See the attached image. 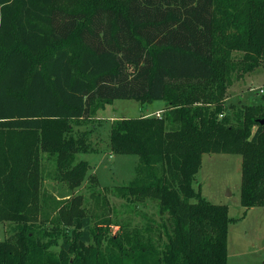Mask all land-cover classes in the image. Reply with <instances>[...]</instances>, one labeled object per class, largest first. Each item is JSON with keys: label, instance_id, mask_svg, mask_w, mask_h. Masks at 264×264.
<instances>
[{"label": "trees", "instance_id": "trees-1", "mask_svg": "<svg viewBox=\"0 0 264 264\" xmlns=\"http://www.w3.org/2000/svg\"><path fill=\"white\" fill-rule=\"evenodd\" d=\"M259 68L264 0H0V222L13 231L0 264H228L236 220L194 183L204 155H240L245 214L264 208V103L226 102ZM120 99L166 103L114 122L110 151L139 164L103 189L157 202V234L154 221L111 234L79 194L92 176L80 155L100 151L76 128ZM46 157L59 196L44 190Z\"/></svg>", "mask_w": 264, "mask_h": 264}, {"label": "rangeland", "instance_id": "rangeland-1", "mask_svg": "<svg viewBox=\"0 0 264 264\" xmlns=\"http://www.w3.org/2000/svg\"><path fill=\"white\" fill-rule=\"evenodd\" d=\"M262 88L264 89V68H259L242 79H235L228 95L234 97L236 104H233L237 106L258 105L264 103V93H260ZM163 105V101L142 103L136 100H115L100 109L93 122L76 128L90 132L92 143L100 151L80 155V159L90 163L92 169L89 175L92 178H87L79 194L85 198L84 207L93 218V223L105 221L106 226H111V234L141 229L148 235L147 227L152 221L155 222L153 230L157 234V226L164 222V218L158 213L157 202L147 201L146 204L134 205L105 191L107 188L128 186L134 182L139 164V158L134 155L114 154L110 158V131L114 122L123 117H138L143 112L149 116L154 107ZM158 114L162 116L165 111H158L150 116H159ZM242 162L240 155L206 154L194 184L196 190L211 203L229 206L230 216L236 220L230 224L228 264H264V208H255L245 214L241 205ZM55 172V160L44 158V190L50 195L55 193L59 196L62 191H59V184L54 180ZM12 233L11 225L0 222V242Z\"/></svg>", "mask_w": 264, "mask_h": 264}, {"label": "crops", "instance_id": "crops-1", "mask_svg": "<svg viewBox=\"0 0 264 264\" xmlns=\"http://www.w3.org/2000/svg\"><path fill=\"white\" fill-rule=\"evenodd\" d=\"M246 76H248V75H246ZM245 76V77H246ZM241 98V97H240ZM234 97H229V95H228V97H227V100H226V102L227 103H231V104H233V103H235L234 102ZM241 100V99H240ZM164 102V101H163ZM236 104V103H235ZM165 108H166V103L164 102V105L163 106H161V107H154V110H152L151 112H150V114H149V116L150 115H152V114H154V113H156V112H158V111H165ZM146 111V110H145ZM144 113V112H143ZM141 114L140 116H145V115H147V114ZM140 116H138V117H140ZM127 118H130V117H127ZM109 153L111 154V157L110 158H113V156L112 155H114L111 151H110V149H109ZM84 155H86V154H84ZM245 209V208H244ZM255 208H252V209H249L248 211H247V213L248 212H250V211H253ZM229 263V262H228Z\"/></svg>", "mask_w": 264, "mask_h": 264}, {"label": "built area", "instance_id": "built-area-1", "mask_svg": "<svg viewBox=\"0 0 264 264\" xmlns=\"http://www.w3.org/2000/svg\"><path fill=\"white\" fill-rule=\"evenodd\" d=\"M260 93H264V89L262 88V89H260ZM159 115V114H158ZM160 116V115H159Z\"/></svg>", "mask_w": 264, "mask_h": 264}, {"label": "water", "instance_id": "water-1", "mask_svg": "<svg viewBox=\"0 0 264 264\" xmlns=\"http://www.w3.org/2000/svg\"><path fill=\"white\" fill-rule=\"evenodd\" d=\"M262 123H264V121H262Z\"/></svg>", "mask_w": 264, "mask_h": 264}]
</instances>
